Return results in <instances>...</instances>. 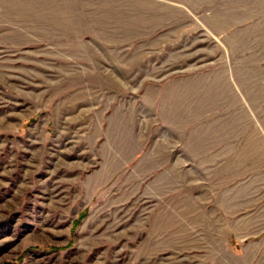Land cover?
Masks as SVG:
<instances>
[{
	"label": "rangeland",
	"instance_id": "374dc122",
	"mask_svg": "<svg viewBox=\"0 0 264 264\" xmlns=\"http://www.w3.org/2000/svg\"><path fill=\"white\" fill-rule=\"evenodd\" d=\"M0 264H264V0H0Z\"/></svg>",
	"mask_w": 264,
	"mask_h": 264
}]
</instances>
